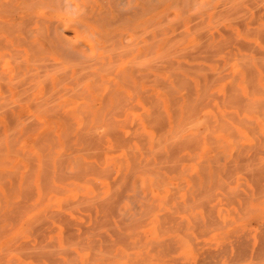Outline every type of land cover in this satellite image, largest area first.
I'll return each mask as SVG.
<instances>
[{"label": "rangeland", "instance_id": "1", "mask_svg": "<svg viewBox=\"0 0 264 264\" xmlns=\"http://www.w3.org/2000/svg\"><path fill=\"white\" fill-rule=\"evenodd\" d=\"M10 1L0 264H264V0Z\"/></svg>", "mask_w": 264, "mask_h": 264}, {"label": "bare ground", "instance_id": "2", "mask_svg": "<svg viewBox=\"0 0 264 264\" xmlns=\"http://www.w3.org/2000/svg\"><path fill=\"white\" fill-rule=\"evenodd\" d=\"M23 1V0H22ZM24 1H27L28 2V4L27 3H25ZM23 1V4L24 5H28L27 7H31L32 5H44L45 7H47V3L48 4H51V3H56V5H58L59 3H58V0H45V2H47V3H43V0H24ZM113 0H111V2H112ZM17 2H18V0H17ZM61 3V2H60ZM16 1L15 2H11L10 1V3L9 4H5V5H7L6 6V8L7 9H4V8H2V9H0V14H6V13H11V14H13V12L14 11H16L17 10V7H16ZM18 4H19V2H18ZM112 4V3H111ZM61 5V4H60ZM49 6H52V5H49ZM23 9L24 8H26L25 6L24 7H22ZM71 8V7H70ZM19 9V8H18ZM107 9V8H106ZM19 10H21V8L19 9ZM80 10V9H79ZM18 11V10H17ZM69 13V12H68ZM116 13V12H115ZM119 13V12H118ZM71 14H73L72 12H71ZM103 14V13H102ZM140 14V13H139ZM66 15V14H65ZM93 15V14H92ZM94 15L95 16H98V13L96 14L95 12H94ZM108 15V14H107ZM119 17V16H118ZM97 18V17H96ZM109 18V16H105V17H103V20H106V19H108ZM86 19H88V17H84V16H81V17H79V18H75V19H68V23L70 24V25H76V26H74L75 28H72V30H73V32H74V35L76 36V34H77V27H78V29H81V30H83L84 28H85V24L83 23ZM90 19H91V17H90ZM98 21V20H97ZM124 21V20H123ZM116 22V21H115ZM41 23V22H40ZM15 24H17V23H14V21H10V20H8V21H2V23H0V43H1V45H6L7 44V42H8V38L7 37H5V36H10L9 35V33H10V31L13 29V27H14V25ZM60 25H62V26H60L59 25V29H62V30H64V29H66V28H68L69 26L67 25V24H61V23H59ZM106 25V24H105ZM107 25H111V24H107ZM23 26V23H20V24H18V27L16 26V28H20V27H22ZM51 26H54V24H50L49 23V26H45V25H39V27H38V36L40 37V38H42L44 41H45V45H44V43H42L41 45H39V46H37V44H28L29 45V50H30V54H34V53H38V52H46L47 50H49L50 48H54V49H58V51H59V53L62 51H64L67 47H66V45H64L63 43L64 42H62V41H60L59 40V34H57V30H56V28L55 29H53V38L51 37V35L52 34H50L51 32H50V27ZM153 26H154V24H153ZM152 26V27H153ZM156 26V25H155ZM62 27H64V29L62 28ZM80 30V31H81ZM65 31V30H64ZM89 31V30H88ZM63 32V31H62ZM11 34V33H10ZM66 34V33H65ZM70 34V33H69ZM68 34V35H69ZM87 34V33H86ZM94 34V33H93ZM137 34H138V32H137ZM142 34V33H141ZM84 35V34H83ZM82 35V36H83ZM122 35V34H121ZM81 36V35H80ZM87 37V36H86ZM90 37V36H89ZM107 37V36H106ZM157 37V36H156ZM78 38H80V37H78ZM102 38V37H101ZM45 39H49L48 41H46ZM67 39V38H66ZM1 40H3L4 41V44L2 43L3 41H1ZM90 40V39H89ZM49 41H50V43H49ZM109 41V40H108ZM40 42H42V41H40ZM46 42H48V43H46ZM110 42V41H109ZM56 43V45H54ZM130 43V42H129ZM139 43V42H138ZM47 44V45H46ZM87 44V43H86ZM8 45V44H7ZM27 45V46H28ZM129 45V44H128ZM131 46V45H130ZM6 47V46H5ZM133 47V46H132ZM107 48V47H106ZM106 48H104V49H106ZM110 50V51H109ZM109 52H111V50L112 49H110L109 48ZM128 50V49H127ZM122 51V50H121ZM120 51V52H121ZM19 52V51H18ZM60 53V55L62 54V57L64 58V60H66V54H65V56H64V54L63 53ZM108 52V53H109ZM67 53H69V51L67 52ZM72 54V53H71ZM114 54V53H113ZM118 54V53H117ZM76 55V54H75ZM78 56V58H80L79 56V54L77 55ZM106 56V55H105ZM160 56V55H159ZM68 57H69V55H68ZM71 57H73V55L71 56ZM82 57V56H81ZM139 57V56H138ZM153 57V56H152ZM151 57V58H152ZM42 58H44V57H42ZM41 58V59H42ZM73 58H76V57H73ZM73 58H69V59H67V60H72L73 61ZM147 58V57H146ZM82 59H84V60H86L85 58H82ZM88 59V58H87ZM93 59V58H92ZM91 59V60H92ZM155 59V58H154ZM159 59V58H158ZM40 60V59H39ZM65 61V63H67L68 61ZM75 60V59H74ZM80 60V61H79ZM79 60H76V61H79L78 63H80L81 62V59H79ZM90 59L88 60V62L87 63H89V61H91ZM32 61V60H31ZM35 61V60H34ZM37 61V60H36ZM94 61V60H93ZM95 61H97V60H95ZM95 61H94V63H92V64H95ZM152 61V60H151ZM154 61V60H153ZM44 62V61H43ZM48 62H52V61H48ZM47 62V63H48ZM70 62V61H69ZM68 62V63H69ZM92 62V61H91ZM91 62L89 63V64H91ZM142 62V61H141ZM155 62H156V60H155ZM160 62V61H159ZM31 63V62H30ZM34 63V62H33ZM33 63H31V64H33ZM36 63H38V62H36ZM72 63V62H71ZM83 63V62H82ZM81 63V66L82 65H84V63L82 64ZM147 63V62H146ZM158 63V62H157ZM53 64V63H52ZM96 64H99V62L98 63H96ZM95 64V65H96ZM105 64V63H104ZM35 65H37V64H35ZM42 65H44V64H42ZM48 65H49V63H48ZM47 65V66H48ZM103 65V64H102ZM101 65V66H102ZM138 65V64H137ZM145 65H147V64H145ZM46 66V65H45ZM52 66V65H51ZM57 66V65H56ZM69 66V65H68ZM67 66V67H68ZM81 66H77L79 69L81 68ZM142 67H143V65H141ZM44 67V66H43ZM54 67V66H53ZM61 67V66H60ZM66 67V68H67ZM76 67V69H78ZM84 67H88V69H89V67L90 66H88V65H84V66H82V70L84 69V72H85V68ZM103 67V66H102ZM109 67V66H108ZM147 67V66H146ZM21 68V67H20ZM46 68H48V67H46ZM51 68V67H50ZM55 68V67H54ZM91 68V67H90ZM99 69H101V67L99 66L98 67ZM105 68V67H104ZM152 68V67H151ZM44 69V68H43ZM42 68L40 69V70H43ZM68 69V68H67ZM78 69V70H79ZM95 69H97V68H95ZM40 70H38V71H40ZM45 70V69H44ZM54 70V69H53ZM52 70V71H53ZM56 70V69H55ZM57 70H59V69H57ZM109 70V69H108ZM48 71V70H47ZM65 70H63V72H64ZM80 71V70H79ZM40 72H42V71H40ZM59 72V71H58ZM66 72V71H65ZM78 72V71H77ZM82 72V71H81ZM89 72V71H88ZM48 73H49V71H48ZM93 73V72H92ZM21 74V73H20ZM42 74V73H41ZM47 74V73H46ZM61 74V73H60ZM79 74V73H78ZM88 74V73H87ZM90 74H91V72H90ZM89 74V75H90ZM32 75H35V74H32ZM43 75V74H42ZM42 75H41V77H42ZM65 75H67L66 73H65ZM64 75V76H65ZM83 75V74H82ZM25 76V75H24ZM30 76V75H29ZM39 76V75H38ZM78 76V75H77ZM28 77V76H27ZM27 77H24L25 78V80H26V78ZM67 77V76H66ZM93 77H94V75H93ZM3 78V77H2ZM18 78V77H17ZM24 78H23V80H24ZM46 78H48V77H46ZM64 78V77H63ZM78 78V77H77ZM44 79H45V77H44ZM65 79V78H64ZM145 79V78H144ZM60 80V79H59ZM67 80V79H66ZM77 80V79H76ZM42 81H44L43 79H42ZM69 82H70V80H68ZM150 81V80H149ZM20 82V81H19ZM45 83V82H44ZM125 84V83H124ZM48 85V84H47ZM47 87V86H46ZM2 88V87H1ZM19 90H20V88H19ZM6 91V90H5ZM142 92V91H141ZM17 93H18V91H17ZM233 93V92H232ZM27 94V93H26ZM44 95V94H43ZM65 95V94H64ZM234 96V95H233ZM25 97V96H24ZM112 99H110L111 101H110V105L111 104H113V100H114V95H113V93H112V95L110 96ZM52 99V98H51ZM143 99V98H142ZM235 99V98H234ZM54 100V99H53ZM56 100V99H55ZM233 100V99H232ZM108 101V100H107ZM237 100H235V102H236ZM47 102V101H46ZM109 102V101H108ZM152 102V101H151ZM150 102V103H151ZM41 103V102H40ZM51 103V102H50ZM7 104V103H6ZM38 104V103H37ZM108 104V103H107ZM122 104V103H121ZM152 105V104H151ZM0 106H2L1 104H0ZM16 106V105H15ZM3 108V107H2ZM6 108V107H5ZM4 108V109H5ZM151 108V107H150ZM115 110V109H114ZM5 111V110H4ZM4 111H3V113H4ZM39 111V110H38ZM151 112V111H150ZM155 112V111H154ZM6 113H8V112H6ZM108 113V112H107ZM109 114V113H108ZM114 114H115V112H114ZM113 114V115H114ZM116 114H117V112H116ZM153 113H151V115H152ZM52 116V115H51ZM8 118V117H7ZM151 118V117H150ZM155 118V117H154ZM159 119V118H158ZM13 120V119H12ZM112 120V119H111ZM11 121V120H10ZM27 121V120H26ZM149 121V120H148ZM157 121L158 120H156V123H157ZM161 121V120H160ZM147 122V121H146ZM8 123H10V122H8ZM27 123H28V121H27ZM151 123V122H150ZM160 123V122H159ZM108 124H109V122H108ZM113 124V123H112ZM15 125V124H14ZM159 125V124H158ZM157 125V126H158ZM16 126V125H15ZM68 129V128H67ZM178 129V128H177ZM112 130V129H111ZM115 130V129H114ZM14 131V130H13ZM93 131V130H92ZM178 132V131H177ZM13 133V132H12ZM67 133V132H66ZM10 134V133H9ZM8 134V135H9ZM14 134H15V132H14ZM13 134V135H14ZM87 134V133H86ZM10 136H12V135H10ZM82 136V135H81ZM89 136V135H88ZM176 137V136H175ZM174 137V138H175ZM84 139V138H83ZM176 139V138H175ZM80 140V139H79ZM82 140V139H81ZM69 141V140H68ZM10 142V141H9ZM169 145H171V144H169ZM158 147V146H157ZM169 147H167V149H168ZM159 149V148H158ZM3 150V149H2ZM161 149H159L158 150V152L160 151ZM162 152V151H161ZM162 153H165V152H162ZM164 156V155H163ZM47 164V163H46ZM46 166V165H45ZM215 168H216V166H215ZM253 173V172H252ZM252 173H251V175H252ZM255 174V173H254ZM45 175V174H44ZM213 175V174H212ZM41 177V176H40ZM46 177V176H45ZM251 177V176H250ZM252 180V179H251ZM255 182H257V181H255ZM254 182V183H255ZM204 189V188H203ZM193 191H195V190H193ZM196 195H197V193H196ZM200 194H199V192H198V196H199ZM190 200V199H189ZM263 235V234H262ZM241 242H242V240H241ZM242 245V244H241ZM237 246V245H236ZM238 247V246H237ZM241 250V249H240ZM239 250V251H240Z\"/></svg>", "mask_w": 264, "mask_h": 264}]
</instances>
